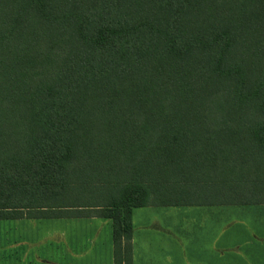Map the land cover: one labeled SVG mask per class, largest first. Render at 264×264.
I'll return each mask as SVG.
<instances>
[{
  "label": "trees",
  "instance_id": "obj_1",
  "mask_svg": "<svg viewBox=\"0 0 264 264\" xmlns=\"http://www.w3.org/2000/svg\"><path fill=\"white\" fill-rule=\"evenodd\" d=\"M264 205V0H0V221Z\"/></svg>",
  "mask_w": 264,
  "mask_h": 264
},
{
  "label": "crops",
  "instance_id": "obj_2",
  "mask_svg": "<svg viewBox=\"0 0 264 264\" xmlns=\"http://www.w3.org/2000/svg\"><path fill=\"white\" fill-rule=\"evenodd\" d=\"M225 206L251 207L206 205L200 206L205 207L200 213L161 209L190 206L133 208L132 264H264V213L226 210ZM22 220L56 221L59 226L55 234L47 233L45 241L33 240L31 235H20L17 231L8 238L0 234V264H113L109 219L62 217L13 221ZM47 241L51 242L46 253L57 254L58 261L48 263L46 258L33 261L35 244Z\"/></svg>",
  "mask_w": 264,
  "mask_h": 264
},
{
  "label": "rangeland",
  "instance_id": "obj_3",
  "mask_svg": "<svg viewBox=\"0 0 264 264\" xmlns=\"http://www.w3.org/2000/svg\"><path fill=\"white\" fill-rule=\"evenodd\" d=\"M226 210H236V211H245L248 209H251L252 211H257L258 213H264V205H251V207H244V208H238V206H234L235 208H232V206H225ZM231 207V208H229ZM161 208V207H158ZM164 211H178V212H190V213H200L201 211H204L205 207L200 206H190V207H177V208H166L163 209ZM209 209H216V208H209ZM197 222V221H196ZM59 224H57L56 221H49V220H22V221H13V220H4L0 221V234L2 237L8 238V236L16 235L17 233L20 235H28L32 236L33 240L35 238H44L47 233H56V230L58 228ZM17 231V233H16ZM41 239V240H42ZM48 243H37V249L33 248L32 252V258L33 261L37 260L36 258L45 259L49 263L58 261V255L53 254H47L46 248L48 247V244H50L51 241H47ZM54 245H57L55 240L53 241ZM34 246V245H33ZM56 261V262H57ZM37 262V261H35ZM39 264V263H38Z\"/></svg>",
  "mask_w": 264,
  "mask_h": 264
}]
</instances>
